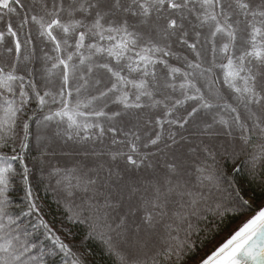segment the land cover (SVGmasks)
<instances>
[{"label":"snow or ice","instance_id":"1","mask_svg":"<svg viewBox=\"0 0 264 264\" xmlns=\"http://www.w3.org/2000/svg\"><path fill=\"white\" fill-rule=\"evenodd\" d=\"M0 25V264H47L9 213L16 175L25 192L23 215L41 211L24 162L31 105L43 113L45 127L66 125L56 135L67 140L112 134L114 150L77 152L84 159L54 166L49 175L63 193L68 221L87 222L86 238H99L116 264H149L136 255L147 246L141 233L159 235L158 228L167 247L157 255L178 262L188 245L178 233L191 234L192 218L207 212L223 218L228 211L208 205L221 177L228 197L252 208L232 173L248 164L264 179V0H0ZM145 109L158 111L142 125ZM201 114L200 135L208 142L188 147L196 157L189 171V162L172 151L187 138L177 140L170 129ZM219 137L227 139L210 142ZM158 154L166 158L155 160ZM89 156L110 163L90 165ZM17 160L19 174L11 163ZM145 169L149 178L135 177ZM40 225L52 233L43 218ZM50 238L73 257L71 264H87L59 236ZM151 264L159 262L153 257ZM200 264H264V206Z\"/></svg>","mask_w":264,"mask_h":264},{"label":"trees","instance_id":"2","mask_svg":"<svg viewBox=\"0 0 264 264\" xmlns=\"http://www.w3.org/2000/svg\"><path fill=\"white\" fill-rule=\"evenodd\" d=\"M27 2V0H26ZM50 3V0H49ZM37 11H39L37 7ZM15 23V18H13ZM2 26V25H0ZM34 27V26H33ZM36 44L40 46L39 40ZM0 47V51H2ZM170 63L181 66L179 62L172 60ZM217 74L219 70L217 69ZM37 79L39 77L37 76ZM178 95V93L176 94ZM193 102L189 101L184 106L188 108ZM55 108L56 106H52ZM114 108V105H110ZM47 109H45V112ZM107 111V109H106ZM153 111L145 109L141 115V124L143 121L152 115ZM33 119L30 121L29 137H28V149L25 153V163L31 169L29 174V183L33 190V195L35 197L37 205L40 207L41 211L39 213H32L30 215H23L27 211L26 201L24 200L25 192L23 185L21 183L20 175H16L12 178V187L10 189V199L11 207L9 208V213L14 217L18 218L19 234L21 238L24 239V232L28 233L26 237L31 243L37 245V249L33 250L35 254L38 250H43L45 254V260L47 264H71L73 257H65L60 251L59 246L54 243V240L50 238L51 235H57L60 239L69 245L76 256L81 260H86L87 264H116L117 258L110 255L103 242L99 238H86L88 233V223H81L79 220L70 222L67 219L69 214L66 210L65 202L63 199V193L57 189L55 179H50V172L54 166L63 167L65 165H70L76 159H84L82 156L76 155L77 152L88 150V151H108L110 149H115L116 146L111 144L112 134L105 132V135L99 139H91L86 142L78 143L75 140H67L63 135H56V133L62 132L66 125L61 124L57 127L55 121L48 123L45 127L41 123L43 113L35 110V106L31 105L28 111L29 115H32ZM184 108L178 109V114L183 113ZM201 116L190 120L189 124L183 129L177 128L176 126L171 127V131L177 133V140H180L181 136L186 137V140H180L179 146H173L172 151L176 152L178 155L182 154V158L188 161L186 165L189 167V171L193 169L190 166L192 160L196 157L188 153V147H195L201 139L208 142V138L200 135L202 131V124H200ZM210 121V115L203 117ZM105 124L107 128L108 123L106 121H101ZM199 125V126H198ZM152 126H149L151 129ZM158 130V129H157ZM168 126L165 125L164 138L167 140ZM19 132V128L17 129ZM97 129H93L92 132H97ZM83 135V133H81ZM123 138L122 136L117 137V139ZM226 137L213 138L210 142L217 144L222 140H226ZM170 143V141H169ZM161 148L164 147L163 143L160 145ZM143 151H149V149H143ZM151 151L155 152L156 149L152 148ZM168 153V149H165ZM47 153V155H42ZM11 155V153L9 152ZM70 154V155H66ZM171 155V153H169ZM166 157L158 154L155 160H160L161 162ZM44 162L41 163L40 160ZM87 163L90 165H95L97 163H105V166L110 163L107 156L96 158L89 156L87 158ZM16 172L19 174L22 172V166L20 162L11 161ZM121 168H123V161L119 162ZM115 166V165H114ZM242 170L239 173H232L234 182L238 187L243 189L242 195L245 200H248L252 208L245 211L237 206L236 203L228 197L227 183L224 177H221L220 191L216 188H211L213 193L212 198L208 201V205L215 208L216 203H220L223 208L228 209L225 212L223 218L218 216H213L211 212L205 213L207 218H192L193 231L189 236H185V232L182 230L178 233L179 240L183 241L187 239L188 245L183 249L181 259L176 262V257L173 255L172 260L168 261L165 257L157 255V253H163L167 247L162 240L159 239V235H163V228H158L157 233L159 235L146 236L141 233V238L147 240V246L140 250L136 255L138 258L147 260L151 264V259L153 257L159 262V264H194L196 260L202 259L205 255L209 253L215 246L223 243L230 234L236 230L238 225L243 223L245 217H249L255 214L264 204V179L259 175V170H256V174L250 169L248 164L240 165ZM151 170L145 169L135 173L136 178L144 179L150 177ZM105 175L104 171H101V176ZM193 183H195V176L191 177ZM208 191V189H205ZM79 203V200L76 201ZM40 218H43L45 222L52 228V233H47L45 228L40 225ZM138 222V221H137ZM17 225H13L16 228ZM186 227V226H185ZM174 235H177L174 233Z\"/></svg>","mask_w":264,"mask_h":264},{"label":"rangeland","instance_id":"3","mask_svg":"<svg viewBox=\"0 0 264 264\" xmlns=\"http://www.w3.org/2000/svg\"><path fill=\"white\" fill-rule=\"evenodd\" d=\"M262 206H264V204H263ZM249 218H251V216H249V217H245V218L242 220L243 223L246 222V220L249 219ZM243 223H241V225H242ZM241 225H238L237 228H236V230H238V228H239ZM236 230H234L233 233H234ZM233 233H232V234H233ZM230 236H231V234L228 236V238H229ZM228 238H227V239H228ZM221 244H222V243H221ZM219 246H220V244L217 245V247H219ZM217 247L215 246V247H214L211 251H209V253H208L207 255H205L202 259H198V260H196V262H195L194 264H200V261H202V260L205 259L208 255H210L211 252L214 251L215 248H217Z\"/></svg>","mask_w":264,"mask_h":264}]
</instances>
